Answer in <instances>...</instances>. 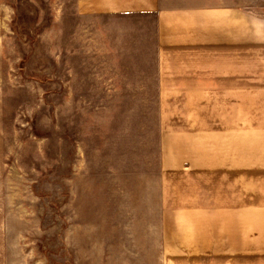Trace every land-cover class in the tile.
<instances>
[{
    "label": "rangeland",
    "instance_id": "rangeland-1",
    "mask_svg": "<svg viewBox=\"0 0 264 264\" xmlns=\"http://www.w3.org/2000/svg\"><path fill=\"white\" fill-rule=\"evenodd\" d=\"M243 5L245 38L258 53L264 35L252 33L264 29V6ZM91 25L73 0H0V264H160L173 199L204 200L198 181L175 168L172 147L162 167L163 136L170 146L192 122L181 116L190 101H161L155 83H134L153 78L129 76L115 39ZM210 102L212 138L197 136L207 147L196 151L212 158L206 200L216 204L222 143L232 135L221 127L235 116L223 113L226 101ZM207 214L215 229L220 211Z\"/></svg>",
    "mask_w": 264,
    "mask_h": 264
},
{
    "label": "crops",
    "instance_id": "crops-1",
    "mask_svg": "<svg viewBox=\"0 0 264 264\" xmlns=\"http://www.w3.org/2000/svg\"><path fill=\"white\" fill-rule=\"evenodd\" d=\"M231 1L212 9L208 0H73L76 16L115 39L119 62L133 69L129 76L153 78L134 83H155L161 101L191 103L181 116L189 115L192 122L174 131L178 139L168 146L169 134L163 136L162 167L172 147L179 156L175 168H185L198 181L194 186L204 200L194 196L184 202L181 194L173 199L175 217L163 224L160 264H264V58L253 59V53L254 58L263 55L264 43L257 53L246 40L244 0ZM254 34L264 35V29ZM246 84L254 101L247 114L251 118H246ZM214 99L226 101L223 113L235 116L231 128L228 119L221 127L232 135L222 143L216 204L211 197L206 200L212 158L196 151L207 147L196 139L202 132L211 141L208 112ZM214 209L221 217L215 229L207 218Z\"/></svg>",
    "mask_w": 264,
    "mask_h": 264
},
{
    "label": "water",
    "instance_id": "water-1",
    "mask_svg": "<svg viewBox=\"0 0 264 264\" xmlns=\"http://www.w3.org/2000/svg\"><path fill=\"white\" fill-rule=\"evenodd\" d=\"M255 4L257 5H264V0H254Z\"/></svg>",
    "mask_w": 264,
    "mask_h": 264
}]
</instances>
